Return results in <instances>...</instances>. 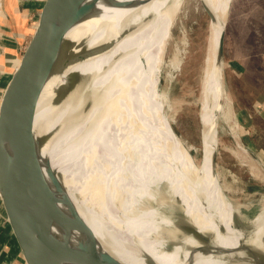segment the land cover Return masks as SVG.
Wrapping results in <instances>:
<instances>
[{
    "label": "bare ground",
    "instance_id": "6f19581e",
    "mask_svg": "<svg viewBox=\"0 0 264 264\" xmlns=\"http://www.w3.org/2000/svg\"><path fill=\"white\" fill-rule=\"evenodd\" d=\"M184 1L114 0L108 4V0H100L96 11L84 15L67 31H71L72 44L67 41L70 47L65 55L69 59L64 68L71 66L74 70L85 126L78 125L77 129L85 135L83 151L95 166L97 194L118 220V228L124 212L135 213L139 224L140 203L151 204L150 219L139 228L120 230L113 223L91 237L105 252L110 250L109 254L125 240H136L134 252L120 259V264H264V196L257 212H239L223 196L214 165L208 160L212 148L217 151L220 123L225 122L228 109L223 86L219 92L214 76L218 70L215 27L209 25L198 96L202 125L198 164L173 134L163 109L165 96L156 94L153 86L150 35L161 22L158 41L160 45L164 43ZM198 1L221 17L219 12L225 11L229 0ZM218 19L220 27L221 18ZM97 47L100 49L95 51ZM55 69L46 76L29 112L30 132L38 145L34 158L48 163L58 190L82 223V214L61 181L62 167L57 163L51 167L46 157L51 136L35 135L36 119L44 112L42 108L37 112V108L51 102L47 92H55L49 84L59 85L65 97L71 95V78L60 79L62 72ZM212 115L217 116L218 133L217 140L209 146ZM158 181L165 182L168 193L181 203L183 220L200 234L208 235L209 243H201L189 233L179 234L175 222L162 215L163 206L156 205L152 192L153 183ZM240 217L246 226L239 223Z\"/></svg>",
    "mask_w": 264,
    "mask_h": 264
},
{
    "label": "rangeland",
    "instance_id": "374dc122",
    "mask_svg": "<svg viewBox=\"0 0 264 264\" xmlns=\"http://www.w3.org/2000/svg\"><path fill=\"white\" fill-rule=\"evenodd\" d=\"M228 4L222 62L220 61L228 109L225 122L220 123L221 131L218 136L214 169L225 199L239 212L253 214L258 211L264 196V0H229ZM208 8L213 13V22L198 0H185L173 19L168 39L161 45V41H158L161 22L149 38L153 44L150 47L149 62L150 70L153 72L154 89L159 96L161 93L165 96L163 109L172 132L180 139L183 148L195 164L200 161L198 96L208 45L209 25L215 27L217 36L220 30L218 18L221 17H216L211 7ZM1 23L5 22L0 20V70L5 68V71H11L12 67L6 61L11 57L9 53H12L8 46L5 45L4 48L8 30L1 27ZM64 40L72 44L71 31L65 34ZM19 55L17 52L16 56ZM63 56L66 57L65 54ZM68 59L67 57V61ZM65 64L62 66L58 64L55 70L62 72L60 79L71 78V95L65 97L59 92V85L50 83V86H54L55 92L53 95L46 93L50 96L51 102L42 103L44 111L42 114L56 111L66 99L72 97L76 89L73 67L64 68ZM74 95L72 103L74 102L75 106L80 103V97ZM76 109L77 107L74 117L69 116L63 121L67 125V131L65 130L63 136L58 138L63 123L59 115L55 117L57 119H53L58 124L57 127L48 133L51 136L50 141L54 138V145H64L62 154L69 160L71 166H68V178L60 177L70 198L72 195V200L79 197L80 190L89 191L88 184L95 176L93 164L83 151L85 135L78 132L75 119L79 118V114ZM85 180L88 184L83 182ZM152 192L156 197V205L160 203L163 206L162 215L175 222V226L180 230L179 234H188L187 229L190 225L183 220L181 203L168 193L167 184L163 181L154 182ZM140 204L142 207L139 206L137 210L140 214L139 224L134 219L135 213L124 212L122 226L118 228L115 224L118 220L113 217L110 208L109 211L107 208L103 209L104 218L99 217V220L94 218L98 222L94 229L88 227L86 215H82L80 219L91 236L101 228L112 226L113 223L120 230H133L150 219V202ZM93 211L98 210L93 208ZM129 219L131 222H128ZM244 222L245 220L240 217L239 223L246 226ZM136 245V240H125L124 245H118L116 250L111 249L112 254H109L110 250H106V253L120 264V259L134 252Z\"/></svg>",
    "mask_w": 264,
    "mask_h": 264
},
{
    "label": "water",
    "instance_id": "95a60500",
    "mask_svg": "<svg viewBox=\"0 0 264 264\" xmlns=\"http://www.w3.org/2000/svg\"><path fill=\"white\" fill-rule=\"evenodd\" d=\"M99 1L45 0L33 17L32 33L18 51L20 55L9 53L11 57L6 62L13 61L12 70H0V221L8 227L25 264H118L79 221L58 190L48 163L34 158L38 145L30 132L32 101L48 73L67 61L63 56L70 47L64 40L66 32L84 15L96 11ZM113 2L108 0V4ZM199 2L213 22L210 8ZM228 9L229 4L223 13L217 10L222 23L216 44L218 70L214 75L219 92L223 86V67L219 63ZM211 117L209 146L217 140L218 133L217 116ZM201 129L200 123V133ZM215 155L212 148L208 155L212 166ZM187 232L201 243L210 241L208 235L200 234L192 226Z\"/></svg>",
    "mask_w": 264,
    "mask_h": 264
},
{
    "label": "crops",
    "instance_id": "0c3cea01",
    "mask_svg": "<svg viewBox=\"0 0 264 264\" xmlns=\"http://www.w3.org/2000/svg\"><path fill=\"white\" fill-rule=\"evenodd\" d=\"M44 1L45 0H0L1 3L0 13L2 15V16L0 15L1 16L0 20L2 22H5V23H1V27L2 26L3 28L6 27V29L8 30V35L6 34L5 36V39L6 38L7 39L5 41L6 43H4V48L5 45L8 46L7 48L12 53L10 54L11 56L16 55L17 52L20 50L21 46L23 45V43H25L27 39H29L32 33L31 24L33 21V17L37 15ZM9 64L13 66L14 63L13 61H10ZM74 94H76V96L78 95L77 85L74 93L72 94V97L66 99L58 107L56 111L48 112L47 114L38 116L35 124V135L37 137L45 136L49 133V131L52 128L57 127L58 124H56L53 121V119L57 117V115H59L60 121L62 122L65 121L69 116L74 117L76 107L78 109L77 114H79L78 115L79 118L75 119L77 126L78 125L83 126V121H84L83 115L80 114V112H82L81 102L80 103L78 102L75 106L73 105L74 102L72 103V101L75 98ZM42 107L43 105L41 103L37 108V112H39ZM61 125L62 127L60 128L61 131L58 134V138H60V136H63L64 133H66L67 131L66 122L65 123L63 122ZM53 139L54 138L51 139L47 147L46 157L48 158L51 167H53L54 164L57 163L62 167L61 172H65L66 175H68L69 172L68 166L71 165L69 160L66 159L62 154V149H64V145H54ZM70 146L74 147V145H70ZM92 157H93V151H92ZM93 168L95 171V166ZM92 179L93 181L98 180L97 176L96 177L93 176ZM93 181H90L89 184L87 180L83 181L89 185V191L85 189L80 190L79 197H76L73 200L71 195V200L73 201V205L75 206V208L82 215H86L87 224L90 229H94V227L98 224V222H96L95 219L99 220V217L104 218L102 216L104 215L103 209L107 208L101 195L97 194V191L94 187L95 184ZM76 194H78V192H76ZM79 200L81 201L82 206L79 204ZM93 208L97 209L98 211L94 212ZM0 264H25L14 241L10 236L8 227L5 224H3L1 221H0Z\"/></svg>",
    "mask_w": 264,
    "mask_h": 264
},
{
    "label": "trees",
    "instance_id": "16d2710c",
    "mask_svg": "<svg viewBox=\"0 0 264 264\" xmlns=\"http://www.w3.org/2000/svg\"><path fill=\"white\" fill-rule=\"evenodd\" d=\"M61 174L66 178L67 177V175H66V173L65 172H61ZM82 197V196H81ZM81 199V198H80ZM79 204L82 206V203H81V201L79 200Z\"/></svg>",
    "mask_w": 264,
    "mask_h": 264
},
{
    "label": "built area",
    "instance_id": "2783aa9c",
    "mask_svg": "<svg viewBox=\"0 0 264 264\" xmlns=\"http://www.w3.org/2000/svg\"><path fill=\"white\" fill-rule=\"evenodd\" d=\"M0 12H1V3H0Z\"/></svg>",
    "mask_w": 264,
    "mask_h": 264
}]
</instances>
